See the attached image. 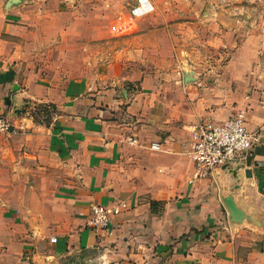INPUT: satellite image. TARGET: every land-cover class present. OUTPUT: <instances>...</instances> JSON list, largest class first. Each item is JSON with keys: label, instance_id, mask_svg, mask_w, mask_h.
Listing matches in <instances>:
<instances>
[{"label": "crops", "instance_id": "crops-1", "mask_svg": "<svg viewBox=\"0 0 264 264\" xmlns=\"http://www.w3.org/2000/svg\"><path fill=\"white\" fill-rule=\"evenodd\" d=\"M150 1L155 13L128 35L134 60L165 56L169 29L188 27L163 13L182 1ZM8 2L0 0V117L10 124L0 133V264H264L262 19L250 30L242 3L193 0L196 42L207 39L223 65L125 73L99 58L72 63L57 45L85 38L90 0ZM157 39L161 47L147 46ZM240 112L258 135L243 166L191 182V126ZM122 202L107 229L89 227L91 206Z\"/></svg>", "mask_w": 264, "mask_h": 264}, {"label": "rangeland", "instance_id": "rangeland-1", "mask_svg": "<svg viewBox=\"0 0 264 264\" xmlns=\"http://www.w3.org/2000/svg\"><path fill=\"white\" fill-rule=\"evenodd\" d=\"M99 1L102 4H99ZM90 0L89 8L84 11V14H87L88 16V24H87V32L85 35V38H78V41L76 43H67L66 46L64 43L58 42L57 45H62V53H69L71 57L72 63H77L83 61H88V64H95L96 59L99 58L100 62L103 63H119L122 68L124 69L125 73H131L134 68L141 69L142 71H145L147 68L142 65V67H135L134 65H147V63L150 64L149 67L155 68V67H161L164 70H168L171 68L179 67V64L182 66V71H190L192 66H209V65H215V66H222L225 62L226 57L223 53L218 54L220 52L219 50H214L212 46H210L208 43H206L207 39L201 38L200 42H196L197 37V29L194 30L192 26L189 23L196 22L195 20L198 19L197 12L192 10L190 7V3L193 0H170L172 2L179 1L178 4L180 5V1L183 2V6L178 8L177 11H171V10H165L163 11L164 14H178L177 17L178 21L181 22V24L186 25L188 27H176L171 28L168 31L167 35V43H164L165 56L158 57L154 54V58L149 57L148 58H139L134 60L131 55L130 51L133 49V46L135 43H133L128 35L133 34L137 30V23L135 27L127 32L124 35L115 37L111 34L112 27L116 26L120 22L124 21L130 9L135 5L136 0ZM204 3H207L208 0H204ZM221 3H219V7L225 5L223 3L224 0H219ZM135 2V3H134ZM98 3V4H97ZM242 3L243 6L248 8L247 13H245L242 17L245 22L248 23V27L250 30H254L258 27L257 24L260 22H263L264 24V0H234V4H240ZM262 3V4H261ZM260 5L263 9L262 11V17H260ZM155 8V7H154ZM218 9V8H217ZM155 13L154 12L148 16H151ZM204 13V11H203ZM202 13V14H203ZM206 14V12H205ZM205 14L203 16L205 17ZM147 16V17H148ZM202 15H200L201 17ZM246 17V18H244ZM173 30V32H172ZM97 33V39L93 40L94 37H96L95 33ZM94 32V34L92 33ZM74 34V33H73ZM75 35V34H74ZM91 35H93L91 37ZM198 35L201 37L203 33L198 31ZM100 37V38H99ZM203 40V41H202ZM158 39L156 42L153 41V46L147 45L149 48H153L156 46ZM205 42V43H204ZM234 44V42H232ZM136 45V44H135ZM162 46V43L160 42L157 44V46ZM98 46V50L97 47ZM198 46V47H197ZM182 47L183 49H189L193 50L195 48L199 49V55L194 54L195 58L190 57L189 54H185V56H180V58L176 59L171 57L170 50H173L174 48ZM264 49V48H263ZM99 54H98V53ZM174 52V51H173ZM82 54V55H81ZM98 54V55H97ZM192 55V54H191ZM81 57L84 58V60H81ZM198 57V58H197ZM218 59V61H216ZM62 60V59H60ZM177 61V64H176ZM175 66V67H174ZM146 68V69H145ZM150 70V68H148ZM146 70V71H148ZM145 73V72H144ZM144 73L137 74L136 76H142ZM125 84V83H124ZM40 113L43 112L42 107L39 108ZM115 206V205H113ZM92 207V206H91ZM90 207V208H91ZM89 214V219H90ZM91 228V227H90ZM94 230H100L98 228H92ZM57 241V240H56Z\"/></svg>", "mask_w": 264, "mask_h": 264}, {"label": "built area", "instance_id": "built-area-1", "mask_svg": "<svg viewBox=\"0 0 264 264\" xmlns=\"http://www.w3.org/2000/svg\"><path fill=\"white\" fill-rule=\"evenodd\" d=\"M154 12L150 0H136L127 18L112 27L111 34L121 36L132 30L136 22ZM9 122L0 117V133L9 132ZM191 147L187 153L192 164L191 182L205 180L222 167L232 169L240 166L258 142V135L246 127L242 112L226 120L213 118L197 121L190 129ZM127 209L122 202L115 206L93 205L90 208L89 227L107 229L112 217ZM50 243H56L51 238Z\"/></svg>", "mask_w": 264, "mask_h": 264}, {"label": "water", "instance_id": "water-1", "mask_svg": "<svg viewBox=\"0 0 264 264\" xmlns=\"http://www.w3.org/2000/svg\"><path fill=\"white\" fill-rule=\"evenodd\" d=\"M18 2H19V0H9L8 6L17 4ZM184 80H185V82H188L190 80L189 75H186ZM242 166H243V164H241L238 167L232 168V169H227L226 167H222L220 169L215 170L213 172V174L217 173L218 171H223V172L229 171L230 173L235 174V171L237 169H239L240 167H242ZM226 206H227V209L229 211V214H230V217H231L232 221L235 222V223L240 222L242 220V218H243V213L239 209H237L235 207V205H233V203H232V201L230 199H228L226 201Z\"/></svg>", "mask_w": 264, "mask_h": 264}]
</instances>
